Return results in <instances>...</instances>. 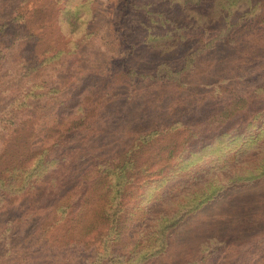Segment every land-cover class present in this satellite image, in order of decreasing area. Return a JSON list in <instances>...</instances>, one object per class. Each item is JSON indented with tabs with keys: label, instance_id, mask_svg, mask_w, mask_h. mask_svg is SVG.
<instances>
[{
	"label": "rangeland",
	"instance_id": "1",
	"mask_svg": "<svg viewBox=\"0 0 264 264\" xmlns=\"http://www.w3.org/2000/svg\"><path fill=\"white\" fill-rule=\"evenodd\" d=\"M165 2L136 0L137 5L151 3L147 9L169 10L177 21L195 26L214 25L216 4L230 5L225 0H200L195 12H189L181 1L166 8ZM247 4L240 0L232 7L241 13ZM147 9L131 8L125 16L122 0H0V264H96L98 243L90 239L112 220L100 221L95 229L83 228L84 233L79 229L85 224L95 227L94 212L101 205L98 195L105 194L104 185L91 196V207L78 201L76 188L67 191L61 185L72 173L76 181V173L89 167V159L76 162L75 157L72 173H66L61 157L70 153L52 149L45 158L38 148L49 150L60 135H73L65 131L69 123L83 124L87 115L94 119L91 109L85 112L87 104L77 102L78 86L89 83L98 70L111 77L126 58L129 43L143 48L155 41L172 42L158 26L145 34L140 22H149ZM92 17L96 19L87 26ZM143 36L146 39L140 43ZM255 66H249L247 78L231 81L235 91L247 92L264 80V71H256ZM119 88L121 96L91 122L98 128L96 155L118 149L138 121L156 110L142 99L125 105V88ZM211 91L204 89L206 96ZM158 95H165L167 103L175 91L161 87ZM177 96L190 97L187 92ZM26 101L27 106L19 109V103ZM212 102L187 100L183 107L175 105L177 110L170 116L160 111L162 127L171 126L154 139L163 147V156L178 149L163 174H155L162 163L154 158L152 147L138 145L133 151L138 164L129 171L131 181L121 187L126 201L121 215L127 220L122 236L129 243L123 253L134 245L141 255L132 264L153 262L150 254L157 249L158 223L167 225L166 250L176 258L174 264H264V118L255 132L250 128L217 145L196 146L190 142L195 135L182 125L201 120ZM43 142L47 144L41 146ZM71 142L76 145L74 139ZM141 167L148 174H135ZM42 183L41 191H46L36 193L32 187ZM104 183L111 189L104 204L110 220L119 209L121 199L113 198L119 186L112 174ZM161 195L164 199L158 203ZM78 209H87V214L76 224ZM76 231L87 244H76Z\"/></svg>",
	"mask_w": 264,
	"mask_h": 264
},
{
	"label": "trees",
	"instance_id": "2",
	"mask_svg": "<svg viewBox=\"0 0 264 264\" xmlns=\"http://www.w3.org/2000/svg\"><path fill=\"white\" fill-rule=\"evenodd\" d=\"M165 1V8L171 6V3L181 1L185 10L195 12L194 7L199 4L200 0ZM239 1L225 0V3H230L226 7L223 3H217L212 13L217 18L216 23L214 25L208 23L206 26H195L193 23L177 21L179 19H176L169 10L147 9L152 7L151 3L144 7V5H137L136 0H122L125 16L129 15L131 8L147 9L145 14L149 16V22H140V26L145 27V34L153 30V26H158L168 32H165L163 36H170L172 42L169 44L168 42L155 41L156 43L147 44L143 48H140L139 43H129L128 54L119 70L113 72L111 77L105 74L101 76L102 71L100 70L96 73L93 72L91 74L92 80L89 83L78 86L80 92L76 94L77 102L87 104L88 108L85 109V112L87 113V110L91 109L92 117L97 119L100 111L106 105L121 96L118 93L121 89L119 87H123L125 88L123 93L125 105L133 103L136 99H142L145 100V105H151L156 110L143 122L138 121L129 131V139L122 142L120 147L115 150H107L105 153L97 155L94 153L95 145L93 144L96 143L98 128L91 126L94 119H87L88 115L85 118L86 123L85 119H83V124L74 121L69 123L65 131L73 135H60L59 138L51 141L49 150L45 147L38 148L40 156H45V158H48L52 149H58L62 153H70L65 158L64 156L61 157L62 169L66 173H72L71 167H73L72 163L75 161V157L76 162L85 158L89 159V167L76 173V181H73L72 173L68 176L69 178L64 179L65 183L61 185L67 191L70 188H76V196H79L78 201L89 204L91 207V196L96 195L101 185H104L105 194L98 195V203L101 205H98L94 212L96 216L95 227L85 224L79 229V232L84 233L83 228L95 229L100 221L104 223L112 220L109 225L100 229L90 239L93 243H98V251L95 249L96 259H94L97 260L96 264H132L133 260L136 262L141 257L140 253L136 252L137 246L134 245L129 251L127 250L126 254L123 253L129 243L123 242L122 236V230L125 229L127 220L121 215L126 205V201L122 200L121 187L131 181L129 171L138 164L136 152H133L138 145L140 148L146 147V145L152 147V153L156 155L154 158L158 163H162L155 174H163L166 166H172L169 162L175 158L177 147L171 148L172 150L169 149L165 153L166 156H163L161 153L163 147L158 146V142L154 139V135L171 126L170 123H165L166 127H162L164 123H162V119H159L160 111H166V115L170 116L177 110L175 105L183 107L187 100H191L195 104L212 99L213 102L209 104L210 109L200 115L201 120L189 125L181 124L191 131L192 135H195L190 142H196V146H202L205 142L208 143L204 145L214 142V145H217L225 138L237 137L250 128L253 129V132L259 129L261 120L264 118V80L254 89L244 93L235 91L231 81L247 78L250 74L247 69L252 64L256 65V71H264V0H246L248 7L243 12L236 13L232 6ZM20 17L23 16L20 15ZM95 19L92 17L87 26H91ZM85 33L92 34L88 30ZM163 36L158 35V38ZM145 39L146 37L143 36V41L140 43L144 42ZM95 67L103 70L105 64H96ZM112 77L114 78L111 79ZM261 78H264V74ZM166 83H170L176 88ZM161 87L167 88V90L173 88L175 91L174 97L167 103L163 102L165 95L162 97L158 95V89ZM206 87L213 88L211 95L209 93L207 96L205 95L204 89ZM178 92L179 94L187 92L190 97H176ZM213 93H216L217 96L211 98ZM139 95H143V97L138 98ZM28 102L19 103L18 108L26 107ZM151 115L158 116L151 117ZM253 135L251 134V137ZM69 139H74L76 145L72 142L69 143ZM46 144L43 142L41 146ZM26 163L28 164L29 161ZM157 165L155 163L156 167ZM147 172L142 167L135 170L137 175L140 173L146 175ZM108 174L115 176V181L119 186V189L114 190V193L112 192L113 198L118 196L121 199L120 203H117L118 211L110 220L104 207L109 192H111L109 186L104 183ZM44 184L32 188L36 193H42L46 191V188L41 191ZM22 189L25 188L22 187ZM163 199L164 197L161 195L158 203L162 202ZM86 214L87 209H78L76 224ZM158 226V230H154L157 249H155V254H150L151 259L154 260L152 263L147 261L141 264H174L172 262L176 258L171 255L170 251L166 250L168 247L167 225L158 223ZM79 232L76 231V244L78 246L87 244L88 242L81 237L82 234ZM217 244L222 245L223 243L217 242ZM136 256L138 259L135 261ZM143 256H147V254H143Z\"/></svg>",
	"mask_w": 264,
	"mask_h": 264
}]
</instances>
